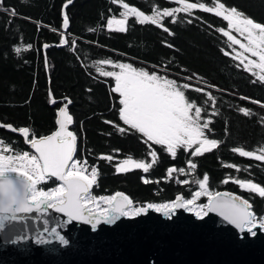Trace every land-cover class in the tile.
Masks as SVG:
<instances>
[{"label": "trees", "instance_id": "trees-1", "mask_svg": "<svg viewBox=\"0 0 264 264\" xmlns=\"http://www.w3.org/2000/svg\"><path fill=\"white\" fill-rule=\"evenodd\" d=\"M65 1L0 0V168H20L19 154L32 153L18 130L26 128V141L48 134L67 102L74 158L95 173L87 200L121 192L133 209L179 194L204 209L209 194L227 190L264 227V69L237 53L244 38L214 8L264 29V0H185L204 5L192 8L177 0H71L62 13ZM109 18H124V29L108 27ZM124 67L175 91L210 145L169 147L123 117L115 83ZM125 161L135 165L120 167ZM59 187L45 177L34 191Z\"/></svg>", "mask_w": 264, "mask_h": 264}, {"label": "water", "instance_id": "water-1", "mask_svg": "<svg viewBox=\"0 0 264 264\" xmlns=\"http://www.w3.org/2000/svg\"><path fill=\"white\" fill-rule=\"evenodd\" d=\"M62 25L64 41L65 15ZM66 106L56 109L48 134L26 141V128L17 131L45 177L62 186L60 198L31 200L29 176L0 171V264H264V229L247 228L249 203L227 190L213 192L199 215L177 197L172 210L149 205L127 214L131 202L121 192L106 215L87 210L82 197L90 185L66 174L76 145Z\"/></svg>", "mask_w": 264, "mask_h": 264}, {"label": "rangeland", "instance_id": "rangeland-1", "mask_svg": "<svg viewBox=\"0 0 264 264\" xmlns=\"http://www.w3.org/2000/svg\"><path fill=\"white\" fill-rule=\"evenodd\" d=\"M177 1L178 5L184 8L204 7L202 3L198 2L185 0ZM214 8L227 14L230 19V25L237 29L238 33L244 38L243 40L242 38L236 39L237 43H239L237 53L264 69V29L246 22L230 9H222L219 5H216ZM168 11L169 9L163 10V12ZM136 14L141 20L156 19L155 14L139 12H136ZM122 25H125L124 18H110L107 20L108 27L116 28ZM245 52H247V54ZM251 54L255 56L252 57ZM115 87L120 91L122 96L123 105L121 112L123 117L139 126L145 131L148 137L161 141L169 147L177 143H196L195 149L210 145V141L204 139L200 135L197 123L192 121L190 117L185 116V108L180 96L175 91L171 90L169 86H165L154 74L138 72L132 68L124 67L116 75ZM4 158L5 156H1L0 154V160ZM19 158L22 161V166L20 168H0V171L22 172L29 176L31 185L28 197L31 200L39 196H46L50 197L47 199L46 203H51L60 198V192L62 191L61 185L56 192L34 191L35 183L39 179L45 178L34 153H28L26 151L21 152ZM133 165H135L134 162L125 161L120 167ZM66 174L83 177V179L85 178V180H87L89 185H91L95 179L94 170L92 168H87L75 159L69 164ZM202 190V188L194 189V196L201 193ZM210 195L211 194H209V196ZM175 197L181 198V201L186 204V208L197 215L201 214L204 210L201 205L193 203L191 199H183L179 194ZM82 201L86 204V209L91 212L100 215H106L108 213L107 204L110 202V198L101 201H89L84 195ZM129 206L125 208L127 214H132L142 209V207L129 209ZM153 207L169 208L172 210L173 201ZM255 224L259 223L251 221L247 224V228L249 229ZM260 227L264 229L261 225Z\"/></svg>", "mask_w": 264, "mask_h": 264}, {"label": "crops", "instance_id": "crops-1", "mask_svg": "<svg viewBox=\"0 0 264 264\" xmlns=\"http://www.w3.org/2000/svg\"><path fill=\"white\" fill-rule=\"evenodd\" d=\"M110 19V18H109ZM119 19H121V18H119ZM124 23H125V20H124ZM124 27H125V25L123 26H121V27H116V29H121V30H123L124 29ZM112 28V27H111Z\"/></svg>", "mask_w": 264, "mask_h": 264}, {"label": "bare ground", "instance_id": "bare-ground-1", "mask_svg": "<svg viewBox=\"0 0 264 264\" xmlns=\"http://www.w3.org/2000/svg\"><path fill=\"white\" fill-rule=\"evenodd\" d=\"M121 196H124V197H126L125 195H121ZM126 199H127V200H126V202H127V201H128V198L126 197Z\"/></svg>", "mask_w": 264, "mask_h": 264}, {"label": "built area", "instance_id": "built-area-1", "mask_svg": "<svg viewBox=\"0 0 264 264\" xmlns=\"http://www.w3.org/2000/svg\"><path fill=\"white\" fill-rule=\"evenodd\" d=\"M83 178V177H82ZM85 179V178H84Z\"/></svg>", "mask_w": 264, "mask_h": 264}]
</instances>
